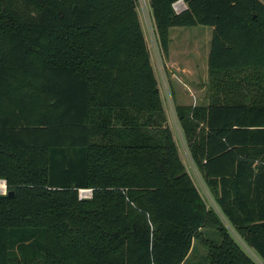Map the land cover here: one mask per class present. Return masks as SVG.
Here are the masks:
<instances>
[{
    "label": "trees",
    "instance_id": "16d2710c",
    "mask_svg": "<svg viewBox=\"0 0 264 264\" xmlns=\"http://www.w3.org/2000/svg\"><path fill=\"white\" fill-rule=\"evenodd\" d=\"M175 1L148 0L163 53L172 27L213 29L208 104L174 106L187 150L264 262V0ZM136 6L0 0V264H189L194 240L257 264L181 162Z\"/></svg>",
    "mask_w": 264,
    "mask_h": 264
},
{
    "label": "rangeland",
    "instance_id": "374dc122",
    "mask_svg": "<svg viewBox=\"0 0 264 264\" xmlns=\"http://www.w3.org/2000/svg\"><path fill=\"white\" fill-rule=\"evenodd\" d=\"M136 3L145 41L150 53L151 63L158 81L164 111L166 113V125L172 133L181 162L197 188L205 207L213 209L221 216L229 233L232 234L247 256L257 264H264L257 254L238 237L233 228L221 215L212 193L209 192L190 158L174 110V106L177 105V103L185 105L192 103L199 104L202 101L201 98L204 97V93H206L207 97V93L209 92L207 56L213 29L211 26L200 24L189 27L175 26L170 28L167 47L168 54L166 56L160 49L159 42L155 35V28L148 0H136ZM172 83L177 86L174 85L177 89V93L179 92L180 101H177L172 93ZM184 87H187L188 91H185ZM190 93H192L191 96ZM81 198L90 199L91 195H86V197ZM203 234L207 238H216L213 237L214 234L212 230H204ZM205 254L206 249L201 241L194 240L193 249L187 258V263L205 264Z\"/></svg>",
    "mask_w": 264,
    "mask_h": 264
},
{
    "label": "crops",
    "instance_id": "0c3cea01",
    "mask_svg": "<svg viewBox=\"0 0 264 264\" xmlns=\"http://www.w3.org/2000/svg\"><path fill=\"white\" fill-rule=\"evenodd\" d=\"M149 3V2H148ZM136 11H137V14H138V18H139V21H140V17H139V13H138V10H137V7H136ZM151 11V10H150ZM151 16H152V14H151ZM153 19V18H152ZM153 24H154V22H153ZM140 25H141V21H140ZM154 28H155V26H154ZM141 29H142V32H143V35H144V31H143V28H142V25H141ZM170 30V29H169ZM155 35H156V38H157V40H158V37H157V34H156V30H155ZM144 38H145V36H144ZM210 48V47H209ZM208 53H209V51H208ZM167 54L168 53H166V56H167ZM149 55H150V53H149ZM208 57V56H207ZM169 61H171V60H169ZM150 62H151V59H150ZM151 65H152V63H151ZM152 68H153V66H152ZM153 72H154V69H153ZM154 75H155V73H154ZM208 76V75H207ZM155 78H156V76H155ZM156 81H157V79H156ZM157 85H158V81H157ZM175 84H173L172 83V93H173V95H174V97H175V99L177 100V101H180L179 99H180V97H179V92L177 93V89H176V87L174 86ZM204 88V87H203ZM203 88H201V89H203ZM158 90H159V87H158ZM184 90L185 91H188V88L187 87H184ZM195 90V89H194ZM209 91V90H208ZM159 94H160V90H159ZM192 95V93H190V96ZM204 95V97H202L201 98V102L199 103V104H202V105H206V104H208V102H209V92L207 93V97H206V93H204L203 94ZM160 98H161V95H160ZM193 99V98H192ZM161 101H162V99H161ZM177 105H185V104H181V103H177ZM186 105H198V104H194V103H192V104H186ZM162 106H163V102H162ZM163 109H164V106H163ZM165 112V111H164ZM165 115H166V113H165Z\"/></svg>",
    "mask_w": 264,
    "mask_h": 264
},
{
    "label": "built area",
    "instance_id": "2783aa9c",
    "mask_svg": "<svg viewBox=\"0 0 264 264\" xmlns=\"http://www.w3.org/2000/svg\"><path fill=\"white\" fill-rule=\"evenodd\" d=\"M173 9L176 12H180L182 10H184L186 8L185 3L183 2V0H177L175 1L173 4ZM6 193V184H5V180L0 179V194H4ZM86 195H91V190L90 189H79L78 190V197H86Z\"/></svg>",
    "mask_w": 264,
    "mask_h": 264
},
{
    "label": "water",
    "instance_id": "95a60500",
    "mask_svg": "<svg viewBox=\"0 0 264 264\" xmlns=\"http://www.w3.org/2000/svg\"><path fill=\"white\" fill-rule=\"evenodd\" d=\"M12 193H13L12 191H8V194H9V195H12Z\"/></svg>",
    "mask_w": 264,
    "mask_h": 264
}]
</instances>
